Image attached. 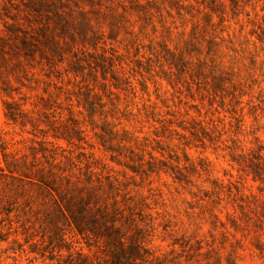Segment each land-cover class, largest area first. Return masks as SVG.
Returning <instances> with one entry per match:
<instances>
[{
	"label": "rangeland",
	"instance_id": "rangeland-1",
	"mask_svg": "<svg viewBox=\"0 0 264 264\" xmlns=\"http://www.w3.org/2000/svg\"><path fill=\"white\" fill-rule=\"evenodd\" d=\"M140 1L143 7L126 0H0V87L5 82L19 90L15 100L35 121V127L28 123L25 128L8 122L0 91V144L7 160L31 178L36 168L49 167L47 161L58 164L79 186L96 189L108 207L114 199L121 208L130 205L146 234L150 253L146 264H155L156 257H165L164 264H228L229 255L236 264H264V183L254 178L252 165L241 168L231 159L233 152L243 151L255 162L259 143L264 146V0H250L238 12L226 0L225 20L220 23L213 14L214 26L193 2L184 1L187 9L178 15L170 0H151L150 5ZM196 22L200 25L195 29ZM17 30L26 31L48 55L47 42L70 45L64 47L66 60L57 72L50 71L38 52L26 59ZM182 39L194 43L189 47L194 60L215 50L223 65L221 77L205 69L200 76L193 71L192 77L168 79L159 43L173 50ZM86 48L83 58L80 50ZM69 50L78 51L82 62L94 69L102 63L101 55L113 58L130 86L103 87L100 69L85 67L84 78L67 73ZM39 96L56 106L68 128L51 125L42 114ZM88 103L95 106V113ZM104 116L117 130L125 127L148 138L147 152L155 157L174 166L192 163L197 173L184 170L191 184L175 180L171 170L148 177L118 165L111 157L116 151H109L110 143L98 136L103 134ZM155 119L172 124L164 122L168 126L164 128ZM182 119L190 131L197 130L196 135L178 127ZM55 134L64 139H54ZM43 141L60 150L51 151L46 143L48 150L42 152ZM168 153L178 161L170 160ZM144 157L149 160L148 154ZM87 167L91 185L85 181ZM147 168L145 163L143 169ZM20 175L16 176L23 180L0 182V264H69L70 256L79 259L75 254L79 249L94 262L110 264L102 240L82 239L59 216L55 193L49 195L50 190ZM235 186L247 196L243 209ZM213 190L220 191L219 200Z\"/></svg>",
	"mask_w": 264,
	"mask_h": 264
},
{
	"label": "trees",
	"instance_id": "trees-1",
	"mask_svg": "<svg viewBox=\"0 0 264 264\" xmlns=\"http://www.w3.org/2000/svg\"><path fill=\"white\" fill-rule=\"evenodd\" d=\"M125 1V0H124ZM131 2L136 7H143L144 5L140 0H126ZM147 5L151 4V0H145ZM172 1L171 9L175 8V11L178 15H181L182 10H186L187 7L184 5V1H188L189 3L193 2L196 6V10L198 13H202L207 19L209 23L212 21L213 14L217 13L219 17L220 23H223L225 20L226 13V0H170ZM230 4L233 6V11L238 12V10L246 5L250 0H228ZM189 6L194 7L192 4ZM199 22H196L194 28L196 29L199 26ZM211 26H214L211 23ZM194 29V30H195ZM167 28V33H168ZM21 33V35H17V39L20 41L22 48L24 50V56L26 59L32 58V54L38 52L40 57L45 60L46 66L50 68V71L57 72V66L59 64H63L66 60L65 57V48H69L70 45L65 44L64 47L61 46L58 42H47V46L51 54H46L44 51H41L39 47V43L34 42L36 40H30V36L26 31L17 30ZM183 34V33H182ZM193 33V37H194ZM33 39V38H32ZM195 40V38H193ZM214 47H216V42L214 39L210 42ZM194 43L191 39L186 40L182 39V44H177L174 46L173 50L168 48L165 42L159 43L161 47L160 55H162L166 64L169 67L168 79H171L172 76L178 78H184L188 75L191 76V73L196 71V76H200L205 73V69L211 70L215 77H221V72L223 71V65L220 61L217 60V55L214 53L215 50H209L207 54L203 58H196L195 60L192 58V51L189 50V47H192ZM150 46H153V41H151ZM214 51V52H213ZM72 53V57L68 61L70 67L65 69L67 73H72L74 76H81L84 78L85 67L90 69H94L91 66V63L85 62L82 60L77 52L78 51H70ZM83 54V58L88 53L87 48L83 51L80 50ZM105 53V52H104ZM199 53V52H198ZM202 52H200V55ZM216 56V57H215ZM102 63L98 64L94 70L100 69L102 72V80L104 81L101 85L103 87H107V83L110 86H113L114 89H125L130 86L129 78L125 77L124 73L116 69V64L113 58L107 59L106 55H101ZM105 61H107V66L104 65ZM137 64H141L142 61L137 59L135 60ZM41 67H43L41 65ZM175 70V72H174ZM53 72H50L51 74ZM166 72V71H165ZM36 74L33 73V76ZM109 76V77H108ZM49 78V76H46ZM33 79H30V81ZM35 83H38L40 80L38 78H34ZM21 86H24V82H19ZM47 83V82H45ZM49 84V83H47ZM56 87V85H55ZM29 88V87H27ZM57 88V87H56ZM59 89H61L59 87ZM88 89V93L91 94L93 90ZM0 91L3 95V105L5 109V117L11 124L15 126H21L25 128L27 124H31L35 127V121L28 117L27 112L25 113L21 109V103L15 100V95L20 94L19 90L13 88L11 84L2 83L0 87ZM44 93L47 94V90H44ZM92 96H97L96 93H92ZM213 94L216 95V91H213ZM19 100L24 101L25 98H20ZM39 100L42 101L43 112L42 114L48 118V121L51 125L60 124L65 129L68 128L67 120L64 121V118L58 114L56 106H52L48 99H45L43 96H39ZM57 104V102H53ZM90 111L95 113V106L92 103H88ZM103 107L102 104H100ZM35 107H37L35 105ZM145 108V107H144ZM126 114V113H124ZM133 116L132 113H129ZM144 115L146 111H144ZM103 126L102 131L103 134H99L98 136L105 140L106 143H110V146L107 148L109 151H116L117 155L111 156L112 160L115 161L118 165H123L130 169L134 173H143L144 175L150 177L152 174H159L161 171L168 173V170H171L174 176V179L179 182H185L186 184H191L189 176L184 173V170H192L197 173V168L189 163L187 166H181L178 162H176V166L172 165L169 162L163 161V159H159L153 155L151 152H147V148L149 147V139L144 137L140 138L133 131L122 127L121 129L116 128L117 125H112L106 116L103 117ZM162 124V127L167 128L168 126L163 125L164 122H167L168 125L172 124L170 120H153ZM187 121L182 119L178 127H180L184 131H189L191 135H196L197 130L190 131L185 123ZM194 124L200 125L199 122L193 121ZM202 132L204 133L205 127L200 126ZM54 130H58V128H53ZM78 132V130H77ZM53 138L56 140L64 139L62 136L55 134ZM116 142V150L114 149L113 142ZM51 144V151L60 150V147L55 146L51 142H40L41 151L45 152L48 148L45 147V144ZM157 144H160L157 142ZM0 182L5 178H12L23 180L22 178H17V173H21L25 179H27L30 183L36 184L38 186H44V188L50 190L51 196L55 193V197L57 196V200L54 198L55 204L57 205V212L59 216L68 224V226L74 229L77 234L82 239L93 238L96 240H102L106 246V250L110 257V264H146L148 262L150 253L149 250L145 247L147 244V238L145 231L139 224L136 222L134 218L133 212H131L132 208L130 205H126L125 208H121L118 205V201L116 199L112 200L110 207L105 202H100L99 198L101 195L99 192L94 189L92 186L86 187L79 186L78 181L75 182L71 180L67 175H65V169L61 168L58 164L49 163L48 168H36L35 175L33 178L29 177L26 172H19V170L15 169V164L9 162L7 160V154L5 153V148L3 143L0 144ZM171 149V148H170ZM155 151V150H153ZM170 151V150H169ZM264 151V146L259 143L257 152L253 157L255 162L251 159L247 158L242 152H233L231 154L232 161L236 162L238 166L241 168L254 167V178L257 177L262 183H264V156L262 152ZM174 153L173 151H171ZM145 154L149 155V160H145ZM175 154V153H174ZM56 154L52 155V159L55 161ZM163 157V154L161 153ZM168 157L172 160V157H175V160L178 161L176 155H171L168 153ZM129 160L132 164L127 162ZM185 161L188 163L190 159L185 154ZM249 162L250 164L246 163ZM148 166L147 170L143 169L144 164ZM247 164V165H246ZM27 164L24 163V167ZM34 162L31 163V168H35ZM28 169V168H25ZM31 169V170H32ZM139 169V170H138ZM251 169V168H250ZM253 169V168H252ZM207 171L208 170H203ZM85 181L87 183H92L91 180V170L87 167V172L85 174ZM217 187V184L215 182ZM220 188L223 189L222 184L219 185ZM235 189L239 195V200L242 202L238 206L243 209V203L245 202L247 196L242 194L239 187L235 186ZM217 195L216 198L220 199V191H214ZM231 193V191H229ZM206 194V192H204ZM249 200V197H248ZM215 217V216H214ZM227 217L229 215L227 214ZM261 217L264 219V212L261 213ZM262 222V219L260 220ZM261 227H264L261 226ZM61 241L65 242L64 235H61ZM87 247H91L90 244L87 243ZM198 249H202L201 245L198 244ZM79 259L76 261L70 256L71 260L69 264H99V262H94L91 258V255L85 254L82 249H79L75 253ZM166 258L165 257H156L155 264H164ZM228 264H236L235 259L229 255L227 258Z\"/></svg>",
	"mask_w": 264,
	"mask_h": 264
}]
</instances>
